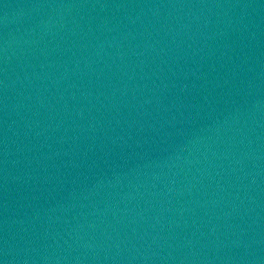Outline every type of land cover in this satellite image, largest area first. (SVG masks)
Instances as JSON below:
<instances>
[{"label":"water","instance_id":"95a60500","mask_svg":"<svg viewBox=\"0 0 264 264\" xmlns=\"http://www.w3.org/2000/svg\"><path fill=\"white\" fill-rule=\"evenodd\" d=\"M2 264H264V0H0Z\"/></svg>","mask_w":264,"mask_h":264},{"label":"snow or ice","instance_id":"6c2138e0","mask_svg":"<svg viewBox=\"0 0 264 264\" xmlns=\"http://www.w3.org/2000/svg\"><path fill=\"white\" fill-rule=\"evenodd\" d=\"M0 264H2V262H0Z\"/></svg>","mask_w":264,"mask_h":264}]
</instances>
